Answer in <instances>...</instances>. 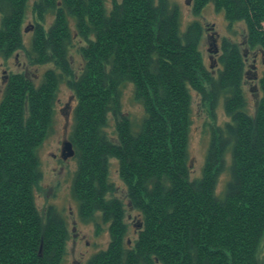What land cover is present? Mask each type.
Returning a JSON list of instances; mask_svg holds the SVG:
<instances>
[{"label":"trees","instance_id":"1","mask_svg":"<svg viewBox=\"0 0 264 264\" xmlns=\"http://www.w3.org/2000/svg\"><path fill=\"white\" fill-rule=\"evenodd\" d=\"M210 3L230 27L246 24V44L264 54V0H195L196 10ZM111 7L106 0H36L32 7L30 0H0V59L24 49L30 65L54 66L36 86L23 74L9 75L0 102V264L65 259L66 219L53 205L40 214L34 194L42 178L39 148L53 131L62 83L76 96L69 138L78 160L73 197L82 221H93L96 234L108 224L111 236L87 264H264V73L252 114L238 45L223 41L215 77L200 52L201 25L183 31L171 0H114ZM30 8L35 24L27 48L22 29ZM76 37L86 43L79 73L71 63ZM128 83L144 109L140 123L123 113ZM192 90L215 122L197 179L190 177L188 154ZM221 100L229 122L220 127ZM115 159L128 205L141 215L132 244L125 204L110 180ZM225 171L230 179L220 195Z\"/></svg>","mask_w":264,"mask_h":264},{"label":"rangeland","instance_id":"2","mask_svg":"<svg viewBox=\"0 0 264 264\" xmlns=\"http://www.w3.org/2000/svg\"><path fill=\"white\" fill-rule=\"evenodd\" d=\"M35 1L30 0L31 7ZM113 1L106 0V6L109 9L112 8ZM116 1L120 2L122 0ZM171 3L179 7L180 15H182L181 26L183 31L195 21L201 25L202 38L199 48L204 64L213 76L217 77L220 69H222L219 64V55L223 51V41H230L240 47L241 53L245 57L246 66L243 88L246 99H248L249 109L254 114L255 108L263 95L261 87H259V81L264 73V54L262 49H251L246 44L248 38L246 24L238 22V24L236 23L230 27L226 14L223 11H218L212 3L197 10L195 0H171ZM260 16L264 25V11L260 12ZM48 21L50 23H48L47 27L52 23L50 18ZM25 22L22 33L24 34L25 46L30 48L33 38V26L35 24L31 8ZM75 41L76 46L71 50V63L76 73H79L85 63L79 48L86 43L77 37ZM53 67L51 64H46V66L30 65L24 49L13 54V57L9 60L0 59V102L3 99L9 75L14 73L23 74L36 86L42 82L46 70ZM122 93L121 104L123 105V113L130 116L136 123H140L145 114L143 106L134 99V85L126 84L122 87ZM191 94L193 124L189 131L188 154L190 155L189 163L191 166L190 177L191 179H197L202 177L207 152L211 146V124L215 122L208 111L209 107L204 106L199 92L192 90ZM57 96L56 110L53 117V131L39 148L42 178L39 182L40 186L34 193L35 204L40 214L44 217L47 208L53 205L66 219L70 240L68 241L67 253L62 264H87L94 254L108 248L111 236L108 232L109 226L102 223L100 213L96 214V219L104 226L99 234H96V224L93 221L84 223L79 214V203L74 199L72 192L73 181L78 169V160H76L75 155L67 159L63 157L65 143H72L69 138L73 130L76 96L65 83L61 84ZM215 111L217 125L221 127L226 122H229L222 100L215 108ZM110 125L111 128L108 132L113 134L115 126L112 118ZM72 148L74 149L73 143ZM227 158L230 165L231 155L228 154ZM110 169V180L115 183L116 196L124 202L126 207L125 222L128 224L129 233L126 242L132 244L139 235L141 215L128 205L126 186L120 178L119 164L116 159L110 161ZM229 179L230 175H228V171H225L217 184L218 194H223L226 187L225 184Z\"/></svg>","mask_w":264,"mask_h":264},{"label":"water","instance_id":"3","mask_svg":"<svg viewBox=\"0 0 264 264\" xmlns=\"http://www.w3.org/2000/svg\"><path fill=\"white\" fill-rule=\"evenodd\" d=\"M63 150V157L65 159L75 155V150L72 148V143L70 142L65 143V147L63 148Z\"/></svg>","mask_w":264,"mask_h":264}]
</instances>
